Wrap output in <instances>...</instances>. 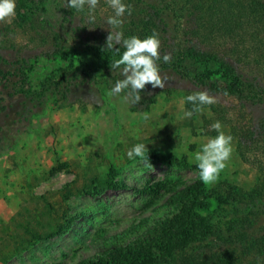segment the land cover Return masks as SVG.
<instances>
[{
  "label": "rangeland",
  "instance_id": "374dc122",
  "mask_svg": "<svg viewBox=\"0 0 264 264\" xmlns=\"http://www.w3.org/2000/svg\"><path fill=\"white\" fill-rule=\"evenodd\" d=\"M123 2L157 12L170 42L177 45L181 41L174 14L185 12L188 0ZM66 3L67 0H47L46 4L47 17L57 24L56 29L58 26L63 31L65 53L35 60L26 71L25 88H36L46 76L57 74L68 65L96 68L107 59L81 46L74 29L77 21L72 17L64 20V13L73 12ZM98 6L104 16L114 14L107 0H100ZM19 40L26 43L25 39ZM117 76H121L119 70L101 66V89L86 87L83 106L48 105L29 121L14 123L6 132L8 146L0 156V264H77L106 248L124 245L156 221L171 216L176 208L169 196L201 179L194 154L218 132L211 128L216 122L206 109L183 118L187 111L185 92L194 86L170 75L165 84L169 91L161 92L149 109L134 111L123 93L109 95ZM214 97L215 103H229L221 96ZM241 109L237 105L232 112L240 113ZM251 112L260 115L262 108L255 107ZM221 125V130L229 135V126ZM141 143L149 151L185 157L187 165L149 161L147 152L144 160L130 159L128 151ZM232 148L218 180L206 184H217L229 200L223 204L211 200L203 212L215 234L177 251L176 264H191L193 257L217 251L241 254L249 239L264 235V199L243 196L251 189L256 171L240 160L234 138ZM110 168L115 171V180L126 187L94 192ZM156 182L159 186L154 192L135 190ZM87 187L92 192H82ZM73 215L77 216L66 231L34 241L21 252L7 256L12 253L11 233L22 231L23 224L36 225L38 220L43 222L36 225L38 229H45L48 224L65 222Z\"/></svg>",
  "mask_w": 264,
  "mask_h": 264
},
{
  "label": "trees",
  "instance_id": "16d2710c",
  "mask_svg": "<svg viewBox=\"0 0 264 264\" xmlns=\"http://www.w3.org/2000/svg\"><path fill=\"white\" fill-rule=\"evenodd\" d=\"M100 1V0H99ZM130 2V1H128ZM187 2V0H186ZM16 15L10 23H0V156L8 142L5 134L16 122L29 121L48 105L57 108L74 103L83 106L85 88L100 90L99 68L111 69V64L119 59L125 49L119 52L104 48L109 35L106 20L97 6L95 19L90 20L89 9L64 13V20L77 21L74 28L79 43L88 50L103 54L96 68L82 65H68L57 74L46 76L36 88H25L26 71L40 57L55 58L65 53L62 30L57 29L47 17V0H15ZM132 14L123 17L120 29L124 38L137 36L145 39L154 32L161 41V60L158 61L161 75L176 76L190 82L194 89L185 92V108L193 105L187 96L207 90L211 95L221 96L229 103L205 105L214 121L229 126V135L236 141V151L240 160L255 169L256 178L244 198L264 199V0H188L185 12H175L181 41L171 43L166 26L155 12L147 11L142 5L132 4ZM148 8V7H147ZM112 14L111 16H113ZM19 39H25L22 44ZM171 54V62L165 63L164 54ZM124 77L117 76L114 84ZM84 90V91H83ZM128 90L122 92L127 94ZM168 88H152L147 85L141 91V101L132 105L134 111H144L155 102L161 92ZM242 106L240 113L232 110ZM262 108L260 115L251 112ZM247 109V110H246ZM195 114V113H194ZM149 161L169 165H187L185 157H176L158 151L146 154ZM159 183H148L138 191L154 192ZM126 185L115 180L113 168L108 170L101 187L122 189ZM82 189L86 192L92 190ZM175 212L130 240L128 243L106 248L77 264H176V253L192 243L203 241L215 234L206 215L211 200L219 204L229 200L219 186L206 185L196 179L169 196ZM73 215L65 222H53L45 229H38L30 223L23 224L22 231H13L12 249L7 256L27 248L32 242L66 231L72 224ZM40 222V223H39ZM243 239V238H242ZM247 239V238H246ZM243 239V240H246ZM241 254L231 251H217L193 257L191 264H264V235L249 239ZM6 254V253H5ZM6 256V255H5Z\"/></svg>",
  "mask_w": 264,
  "mask_h": 264
},
{
  "label": "clouds",
  "instance_id": "9594fccd",
  "mask_svg": "<svg viewBox=\"0 0 264 264\" xmlns=\"http://www.w3.org/2000/svg\"><path fill=\"white\" fill-rule=\"evenodd\" d=\"M98 4L99 0H67L66 7L82 12L87 6L90 20L94 21L95 17L92 13ZM107 4L114 10V15L109 16L106 20L109 35L106 37L104 48L116 52H119L120 47L125 49L120 58L111 64V69L119 70L124 78L116 82L109 95L120 96L122 92L128 90L123 97L124 100L136 105L141 101V91L147 85H151L154 89H163L166 84V77L161 75L158 65V61L161 60L159 34L154 32L145 39H140L137 36L124 38V33L120 30L124 23L123 17L126 13L130 16L133 9L123 0H107ZM15 10V0H0V23H10L16 15ZM162 59L165 63L171 62V54H164ZM186 99L193 105V108L185 111L183 118H191L194 113L201 112L205 105H212L216 102V98L207 90L198 91L187 96ZM147 118V114H145V119ZM211 128L216 130L218 135L209 138L201 150L194 154V160L200 170V178L205 184H213L218 180L220 172L225 169L233 152V138L221 130V123L217 121L211 125ZM146 152H149L147 145L141 143L133 146L127 155L130 159L140 157L144 160Z\"/></svg>",
  "mask_w": 264,
  "mask_h": 264
}]
</instances>
